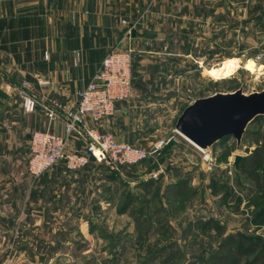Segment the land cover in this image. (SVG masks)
<instances>
[{
	"label": "rangeland",
	"instance_id": "1",
	"mask_svg": "<svg viewBox=\"0 0 264 264\" xmlns=\"http://www.w3.org/2000/svg\"><path fill=\"white\" fill-rule=\"evenodd\" d=\"M259 1L250 0L248 9L241 0L219 4L231 20L217 19L200 35L205 55L200 71L181 78L178 94L162 97L165 104L150 112L152 122L140 129L144 143L134 145L152 149L161 143L154 156L139 166L117 169L103 160L121 173L120 179L106 178L104 184L110 188L105 189L99 183L81 210H59L48 223L27 222L18 230L4 227L8 237H0V264L2 260V264H162L163 257L152 260L151 255L163 247L169 253L180 250L184 256L172 264H194L203 245L213 241L215 246L233 233L252 239L244 262L250 264L264 244V165L249 170L242 160L264 148V115L247 126L239 146L233 136H227L207 150L177 132L175 123L196 98L241 86L246 93L264 88V0L258 12L263 13L261 20L255 16ZM233 57L240 59L233 74L222 78L207 74L206 69ZM237 153L243 155L238 168ZM147 181H153L148 190L140 187ZM181 184L185 186L182 196L169 193ZM128 198L129 209L124 212ZM143 213L152 215L153 225L142 224L139 230L136 218ZM192 224L198 225L190 233Z\"/></svg>",
	"mask_w": 264,
	"mask_h": 264
},
{
	"label": "crops",
	"instance_id": "2",
	"mask_svg": "<svg viewBox=\"0 0 264 264\" xmlns=\"http://www.w3.org/2000/svg\"><path fill=\"white\" fill-rule=\"evenodd\" d=\"M222 1L0 0L1 238L8 237L4 227L18 230L27 222L48 223L59 210H81L99 183L104 189L110 186L104 184L109 167L93 158L83 169L59 163L37 178L29 174L31 133L51 129L65 134L63 120L49 121L46 107L58 102L67 110L74 108L78 92L93 79L110 49L132 47L131 99L118 102L115 115L97 123L87 119V124L119 141L144 143L140 129L152 122L150 112L165 104L162 97L178 94L181 78L200 71L205 55L199 38L206 26L220 18L231 20L220 11ZM241 1L248 9L250 0ZM260 3L253 5L258 20L263 16ZM37 74L49 84L40 85ZM24 81L40 102L33 113L22 108ZM88 141L74 130L66 148L82 152Z\"/></svg>",
	"mask_w": 264,
	"mask_h": 264
},
{
	"label": "built area",
	"instance_id": "3",
	"mask_svg": "<svg viewBox=\"0 0 264 264\" xmlns=\"http://www.w3.org/2000/svg\"><path fill=\"white\" fill-rule=\"evenodd\" d=\"M133 52L134 49L131 47H112L93 79L78 92L74 108L67 110L58 102L46 107L49 121L63 120L65 134L56 133L51 129L31 133L27 168L30 175L37 178L59 163H63L70 170L83 169L90 163L92 157L100 162L107 160L115 169L139 165L160 149L161 143L152 149L140 147L127 141H119L112 133L101 132L87 124V119L97 123L116 114L119 111L117 103L131 99ZM261 58V54L257 56V60ZM36 78L40 85L49 84L48 79L38 74ZM22 86L20 92L23 111L33 113L40 104L39 99L32 92L28 81H24ZM74 130L89 138L82 152L69 151L66 148L68 136Z\"/></svg>",
	"mask_w": 264,
	"mask_h": 264
},
{
	"label": "water",
	"instance_id": "4",
	"mask_svg": "<svg viewBox=\"0 0 264 264\" xmlns=\"http://www.w3.org/2000/svg\"><path fill=\"white\" fill-rule=\"evenodd\" d=\"M262 115L264 88L246 93L241 86L234 91H218L194 99L178 116L175 130L203 150L227 136H233L239 146L247 126ZM242 157L235 155L236 168Z\"/></svg>",
	"mask_w": 264,
	"mask_h": 264
},
{
	"label": "trees",
	"instance_id": "5",
	"mask_svg": "<svg viewBox=\"0 0 264 264\" xmlns=\"http://www.w3.org/2000/svg\"><path fill=\"white\" fill-rule=\"evenodd\" d=\"M263 116V115H262ZM259 117V116H258ZM257 118V117H256ZM255 118V119H256ZM95 159L94 157H92ZM96 160V159H95ZM243 163L249 165L250 169L252 170L253 167L256 168H262L264 165V148L259 147L254 150V152L251 155H248L244 157L242 160ZM110 169L109 179L114 180L120 179V174L117 173L115 170ZM153 181H147L140 184V187H144L148 190V188L151 186ZM110 188V187H109ZM169 193H174L177 197H180L185 192V186L181 184L180 187L177 189L171 188L169 190ZM130 199L128 198L127 201L124 204V208L122 209L124 212H126L129 209ZM145 209V208H144ZM142 210L145 211V210ZM143 216V220L140 218ZM152 215H144L141 214L140 217L136 218L137 222V229L141 227L143 224L144 226L148 225L152 227ZM198 224H192L189 226V231L194 229V226ZM140 230V229H139ZM212 240H216L217 237L214 235L211 238ZM251 238L248 235H242L240 233L236 234H229L224 238H220L217 240V244L214 246L213 241L208 243L207 246L203 245L200 248V253L195 255V261L194 264H244L245 259L247 257L248 250L251 246ZM205 242V241H204ZM260 247L259 251L254 255L253 259L251 260L250 264H264V244ZM163 257L161 263L162 264H172L173 261L176 258L184 257L180 250L177 252H168V250L163 247L161 249H156L153 251V254L151 255L152 260H156Z\"/></svg>",
	"mask_w": 264,
	"mask_h": 264
},
{
	"label": "bare ground",
	"instance_id": "6",
	"mask_svg": "<svg viewBox=\"0 0 264 264\" xmlns=\"http://www.w3.org/2000/svg\"><path fill=\"white\" fill-rule=\"evenodd\" d=\"M240 67V59L233 57L224 60L219 66L206 69L207 74L214 78H222L233 74Z\"/></svg>",
	"mask_w": 264,
	"mask_h": 264
}]
</instances>
